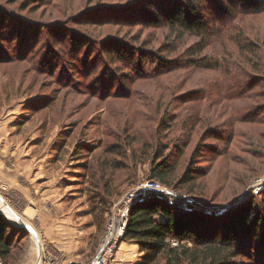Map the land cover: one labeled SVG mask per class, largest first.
<instances>
[{
    "label": "rangeland",
    "instance_id": "1",
    "mask_svg": "<svg viewBox=\"0 0 264 264\" xmlns=\"http://www.w3.org/2000/svg\"><path fill=\"white\" fill-rule=\"evenodd\" d=\"M166 1L0 0V214L13 264L28 249L40 264L43 247V259L91 260L115 204L159 168L197 214L229 221L254 200L264 217V0L220 18L210 0H184L201 36L159 22ZM112 44L162 66L140 77Z\"/></svg>",
    "mask_w": 264,
    "mask_h": 264
},
{
    "label": "trees",
    "instance_id": "2",
    "mask_svg": "<svg viewBox=\"0 0 264 264\" xmlns=\"http://www.w3.org/2000/svg\"><path fill=\"white\" fill-rule=\"evenodd\" d=\"M209 2L212 9L216 8L218 18L225 13L231 15L238 6L249 12L263 8L261 1L256 0H242V4L233 0L226 9H222L218 2ZM166 4L168 7L159 12V22H165L171 29L178 27L193 35L203 34L204 18L194 4L184 0H167ZM109 50L110 56L122 61L130 67L128 70L140 77L147 75L143 67L146 68L148 63L162 66L161 59L142 56L125 46L112 44ZM113 75L109 72L106 78L113 81ZM152 173L156 181L171 186L166 169L159 168ZM247 204L240 208L241 213L228 212V221L222 214L211 217L206 213H185L155 200L137 203L130 211L123 241L138 245L139 253L143 255L140 264H153L159 258L164 264H264L263 213L257 211L259 206L254 200ZM13 230L11 223L0 214V251L5 264L13 248Z\"/></svg>",
    "mask_w": 264,
    "mask_h": 264
},
{
    "label": "built area",
    "instance_id": "3",
    "mask_svg": "<svg viewBox=\"0 0 264 264\" xmlns=\"http://www.w3.org/2000/svg\"><path fill=\"white\" fill-rule=\"evenodd\" d=\"M166 187L155 181L147 182L139 189L125 194L115 204L101 238L98 253L91 260L86 262H61L52 256L43 259V253L41 252L40 264H112L126 235L130 211L137 203L155 200L185 213L199 212V208L192 198L174 193ZM0 264H5L1 251Z\"/></svg>",
    "mask_w": 264,
    "mask_h": 264
},
{
    "label": "crops",
    "instance_id": "4",
    "mask_svg": "<svg viewBox=\"0 0 264 264\" xmlns=\"http://www.w3.org/2000/svg\"><path fill=\"white\" fill-rule=\"evenodd\" d=\"M43 248H42V253H43V257H45L46 253L48 252H46L45 249ZM140 254L141 253H139L138 245L133 244L128 241H122L116 253V256H115L116 259L112 262V264H138L140 260ZM22 257L24 258H22L23 260L21 259L20 261L23 264L33 263L31 261L33 259V254L31 252V249H28ZM13 261H14V258L12 257V253H11L10 256L6 258V264H13ZM60 261L61 262H86L82 258L77 259V260L67 258V260L65 261L64 260H60Z\"/></svg>",
    "mask_w": 264,
    "mask_h": 264
},
{
    "label": "water",
    "instance_id": "5",
    "mask_svg": "<svg viewBox=\"0 0 264 264\" xmlns=\"http://www.w3.org/2000/svg\"><path fill=\"white\" fill-rule=\"evenodd\" d=\"M19 222L22 224L23 227L28 228L32 232V230L30 229V227L26 223H24L21 219H19ZM41 252H42V249H40L38 251V261L40 260Z\"/></svg>",
    "mask_w": 264,
    "mask_h": 264
},
{
    "label": "bare ground",
    "instance_id": "6",
    "mask_svg": "<svg viewBox=\"0 0 264 264\" xmlns=\"http://www.w3.org/2000/svg\"><path fill=\"white\" fill-rule=\"evenodd\" d=\"M0 208L3 212L10 213V210L8 209V207L4 204V202L1 199H0Z\"/></svg>",
    "mask_w": 264,
    "mask_h": 264
}]
</instances>
